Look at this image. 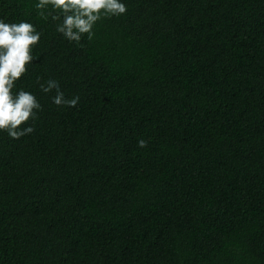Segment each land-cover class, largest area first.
<instances>
[{"label": "trees", "instance_id": "1", "mask_svg": "<svg viewBox=\"0 0 264 264\" xmlns=\"http://www.w3.org/2000/svg\"><path fill=\"white\" fill-rule=\"evenodd\" d=\"M124 2L77 43L0 0L41 32L34 131L0 132V264H264V0Z\"/></svg>", "mask_w": 264, "mask_h": 264}, {"label": "clouds", "instance_id": "2", "mask_svg": "<svg viewBox=\"0 0 264 264\" xmlns=\"http://www.w3.org/2000/svg\"><path fill=\"white\" fill-rule=\"evenodd\" d=\"M34 8L41 18L57 22L56 31L65 39L77 43L85 34L91 40L99 21L122 16L127 11L124 0H35ZM40 39L41 32L32 22L0 18V132L12 139L34 131L28 122L34 121L41 109L33 92L17 87L27 72L26 65L34 59L33 49ZM39 87L44 93L55 89L52 102L57 106L75 107L78 103L79 97L65 99L54 79L39 83ZM138 144L143 148L146 142L140 140Z\"/></svg>", "mask_w": 264, "mask_h": 264}]
</instances>
